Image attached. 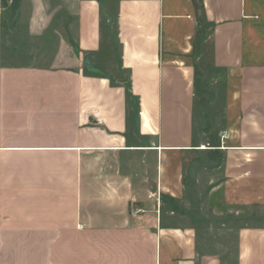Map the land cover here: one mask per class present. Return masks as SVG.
Listing matches in <instances>:
<instances>
[{
	"label": "crops",
	"instance_id": "0c3cea01",
	"mask_svg": "<svg viewBox=\"0 0 264 264\" xmlns=\"http://www.w3.org/2000/svg\"><path fill=\"white\" fill-rule=\"evenodd\" d=\"M0 264H264V0H0Z\"/></svg>",
	"mask_w": 264,
	"mask_h": 264
},
{
	"label": "built area",
	"instance_id": "2783aa9c",
	"mask_svg": "<svg viewBox=\"0 0 264 264\" xmlns=\"http://www.w3.org/2000/svg\"><path fill=\"white\" fill-rule=\"evenodd\" d=\"M139 212V210H135V213H138Z\"/></svg>",
	"mask_w": 264,
	"mask_h": 264
},
{
	"label": "bare ground",
	"instance_id": "6f19581e",
	"mask_svg": "<svg viewBox=\"0 0 264 264\" xmlns=\"http://www.w3.org/2000/svg\"><path fill=\"white\" fill-rule=\"evenodd\" d=\"M202 149H204V148H202Z\"/></svg>",
	"mask_w": 264,
	"mask_h": 264
}]
</instances>
